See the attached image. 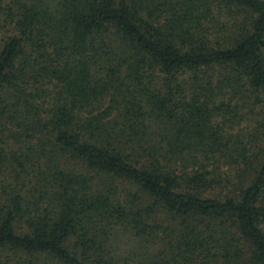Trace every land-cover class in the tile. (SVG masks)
Returning a JSON list of instances; mask_svg holds the SVG:
<instances>
[{
	"label": "trees",
	"instance_id": "obj_1",
	"mask_svg": "<svg viewBox=\"0 0 264 264\" xmlns=\"http://www.w3.org/2000/svg\"><path fill=\"white\" fill-rule=\"evenodd\" d=\"M0 30V264H117L113 222L138 264H264V0H0Z\"/></svg>",
	"mask_w": 264,
	"mask_h": 264
},
{
	"label": "clouds",
	"instance_id": "obj_2",
	"mask_svg": "<svg viewBox=\"0 0 264 264\" xmlns=\"http://www.w3.org/2000/svg\"><path fill=\"white\" fill-rule=\"evenodd\" d=\"M52 6L58 0H51ZM104 248L106 252L119 264L120 260L128 261L129 264H138L141 256L152 255L155 252L154 245H144L138 237L120 222H113L108 227Z\"/></svg>",
	"mask_w": 264,
	"mask_h": 264
},
{
	"label": "rangeland",
	"instance_id": "obj_3",
	"mask_svg": "<svg viewBox=\"0 0 264 264\" xmlns=\"http://www.w3.org/2000/svg\"><path fill=\"white\" fill-rule=\"evenodd\" d=\"M1 33H2V31L0 30V35H1ZM43 261H44V260H43ZM47 264H52V263L48 262Z\"/></svg>",
	"mask_w": 264,
	"mask_h": 264
}]
</instances>
